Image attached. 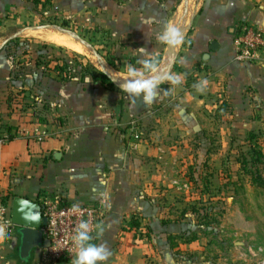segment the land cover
Returning a JSON list of instances; mask_svg holds the SVG:
<instances>
[{"label": "crops", "instance_id": "obj_1", "mask_svg": "<svg viewBox=\"0 0 264 264\" xmlns=\"http://www.w3.org/2000/svg\"><path fill=\"white\" fill-rule=\"evenodd\" d=\"M50 1V9L38 11L29 0H0V197L11 193L7 206L14 195L41 202L54 192L76 203H101L102 218L91 243L107 247L110 254L104 264H185L180 252L196 242L171 248L168 236L190 229L186 222L190 213L181 217L180 202L165 206L164 201L176 188L175 178L190 183L198 159L196 154L181 156L179 148L191 145L190 136L198 130L197 116L207 107L208 123L202 127L220 130V137L211 132L206 140L221 149L229 143L228 135L244 134L264 123V68L236 60L233 44L240 22L264 31V0ZM53 14L77 27L102 31L109 41L108 53L124 61L121 67L128 57L141 65L139 48H144L143 59L156 61L161 76L181 73L183 83L175 87L162 83L151 105L138 101L133 106L120 87L105 88L90 76L60 82L28 59L13 77L14 61L1 49L9 38H36L42 32L44 40L79 50V42L38 25L42 16ZM146 20L151 23L145 24ZM165 24H175L182 32L184 43L179 48L156 40ZM98 63V70L121 83L125 70ZM201 79L209 83L198 92L194 85ZM165 89L170 90L167 95ZM20 90H26L19 95L23 106H9L8 100ZM223 102L226 109L218 110ZM166 109L172 117L166 118ZM134 121L144 131L137 141L131 134L138 130ZM6 124L14 128L11 139L4 133ZM171 133L175 137L169 142ZM168 145H173V151L167 150ZM222 160L221 169L214 172L212 153L205 152L199 159L210 181L226 177ZM132 219L139 222L136 230L129 229ZM19 243L15 227L0 240V264H49L45 247H35L27 260L21 259ZM226 246L216 251L220 264H229L231 255L237 260L244 257ZM55 264H72V260Z\"/></svg>", "mask_w": 264, "mask_h": 264}, {"label": "rangeland", "instance_id": "obj_2", "mask_svg": "<svg viewBox=\"0 0 264 264\" xmlns=\"http://www.w3.org/2000/svg\"><path fill=\"white\" fill-rule=\"evenodd\" d=\"M29 1L33 2L34 0ZM38 1L36 0L34 3L38 11H43L46 7H49V9L52 7L51 1L48 4H45L46 0ZM53 10L55 11V9ZM38 25L43 26L41 27L42 29L50 28L57 30L58 33L68 37L71 41L79 42L77 44L79 50L44 40L41 35L42 32L41 34L38 32V35L41 37H19V43H22L23 48L27 50V54H21V48L13 51V54L22 59V61H27V59L34 61L38 53H42V55H49V57L61 58L66 61H81L82 58H86L89 62L91 61V63L95 64V66L91 64L93 67L99 69L100 65L98 62L104 61L103 56L109 54L107 50L109 41L104 33L96 27L90 29L77 27L70 19L60 18L56 14L42 16L38 21ZM66 42L68 43V41ZM42 44H46L47 46H42ZM75 54H78L79 57H76ZM125 66H122L121 69L125 70ZM157 108V105L153 106L154 110ZM170 111L168 109L164 111L166 118L172 117ZM207 113L208 107L206 112L203 111L201 115L197 116L198 130L196 134L190 136L191 145L188 144L185 149L179 148V152L181 156H185L186 154L197 155L198 162L195 167L201 173L197 171V174L193 177L200 185H202V182L199 181V178L205 174V163L199 162V159L204 157L205 152H210L214 156L213 167H211L214 172L221 169V159L225 160L222 162V167H226L227 175L226 177L223 176L222 179L218 177L211 181L213 192L211 195L209 193L206 194L202 198L204 200H200L202 194L193 187L192 183L196 181L188 183L187 179L183 177L174 179L176 188L167 193V200L164 201L165 206H169L171 202L178 201L181 203L182 209L183 207L189 209L188 205H195L197 210L199 209L204 212V208L208 207L206 210L212 212V214L215 212L217 220V223H212L210 226L213 232H204L200 231L201 227L196 224L194 214H190V217L187 219L188 221H186L190 224L189 233L195 232L199 236V239L193 245V248L186 247L184 251L180 252V255L183 260L188 261H185V264H210L214 261L216 264H220V261L216 260L219 256V253H216V251H220L221 247L225 248L224 246L227 245V249L233 251V253L241 251L244 254V257L239 258V260L231 258V255L229 264H238L240 260L242 264H259V260L264 258V188L250 185L248 176L239 167V160L243 155L249 153L250 145L252 144L264 152V123L256 130H248L244 134L228 135L229 143L221 149L220 145L208 144L206 140V138H210L211 132L215 133V137H220V130H214L215 128L211 130L207 128L205 130L206 128L202 127V124L207 125L208 123ZM132 123L138 127L137 133L140 137H143L144 131L141 129L138 121ZM130 126H133V124L128 125V127ZM206 131H208V134ZM251 131L257 133L258 138L257 140H251L249 143L246 138ZM174 135L172 133L169 134V142L173 141ZM176 136L179 137L178 134ZM166 148L167 150L170 148L173 151L174 147L173 145H168ZM261 175L264 177V169H262ZM167 180L173 179L168 177ZM185 183H187V187ZM221 187H223L222 190ZM209 197L211 200L208 203L205 200ZM236 214L242 217L246 228L240 230L233 226L234 220L231 218H234ZM141 233L142 231H139L137 235ZM235 242L238 243V247ZM258 249H261L259 253L257 252Z\"/></svg>", "mask_w": 264, "mask_h": 264}, {"label": "trees", "instance_id": "obj_3", "mask_svg": "<svg viewBox=\"0 0 264 264\" xmlns=\"http://www.w3.org/2000/svg\"><path fill=\"white\" fill-rule=\"evenodd\" d=\"M33 1V0H32ZM38 1V0H37ZM36 0L33 1L35 3ZM39 2V1H38ZM50 0H46L45 4H48ZM19 37H13L9 38L4 45L1 47V49L5 50L8 57L14 61V68H12L11 73L13 74V77H17L18 75V68L24 69L25 61H22V59L18 58L13 54L15 50L22 49L21 54H27V50L23 48L22 43H19ZM42 46H47L46 44H42ZM61 48V47H58ZM76 57H79L78 54H75ZM104 57V61L107 65H109L114 70H120L121 65L124 62L120 56L116 55H110L107 54ZM152 60V59H151ZM125 62L128 64H132L136 67H140L141 65L138 64V61L136 58L128 57L125 59ZM156 63V61H154ZM34 65L36 68L40 69L42 73L48 77H52L60 82H67L70 81L73 78H77L79 80H83L86 76H90L93 83L100 84L101 86L108 88V89H115L116 86L111 81L109 76L96 68H94L91 63L86 59L82 58L81 61H66L65 59L61 58H53L49 57V55L45 56L42 55V53H38L37 57L34 60ZM195 70L200 72V69H198V66L196 65ZM187 86H190V82L187 84ZM26 90H20L18 91V95L14 97L13 99H9L8 103L9 106L13 107L16 105V107L23 106V96L20 97L19 95L25 92ZM30 98L29 96H26ZM221 108L226 109V103H222L218 110ZM13 109V108H12ZM38 120H41L40 118ZM13 126L6 124L5 125V131L4 133L8 134V139H11L13 137V134L11 131L13 130ZM6 137V138H7ZM258 135L254 131H251L248 133V136L246 140L250 143L251 140H257ZM239 167L241 170L248 176V181L250 185L258 188H264V177L261 175L262 169H264V152L261 151L260 148L255 147L254 144L250 145V150L248 154H245L241 157L239 160ZM191 179V180H190ZM200 182H202V185L197 183V180H194L191 176L189 177V181L191 183L193 181V187L202 194L200 196V200L202 199L206 194H212V188L213 184L208 178L207 174H204L199 178ZM227 184V183H225ZM198 188V189H197ZM11 193H7L5 196H1V202L4 205H7L8 197ZM210 197L206 199L205 201H208L209 203ZM189 209H186L183 207L182 212L180 214L181 217L184 216L186 212H189L190 214H194V220H196V224L201 227L200 231L204 232H213L211 224L217 223L216 220V214L215 212L212 214V212H209L206 210L208 207L204 208V212L200 211L199 209L195 207V205H188ZM192 214V215H193ZM234 220L233 226L237 229H244L246 228L243 222V219L240 215L236 214L234 215V218H231ZM139 226V222L136 219H132L129 222V229L136 230ZM189 229H186L185 231H182L177 234H170L168 236V242L170 244L171 248L178 247V244H190L192 242H196L199 239V236L195 232L189 233ZM205 234V233H204Z\"/></svg>", "mask_w": 264, "mask_h": 264}, {"label": "built area", "instance_id": "obj_4", "mask_svg": "<svg viewBox=\"0 0 264 264\" xmlns=\"http://www.w3.org/2000/svg\"><path fill=\"white\" fill-rule=\"evenodd\" d=\"M233 44L236 60L260 64L264 68V31L259 26L238 23ZM131 134L133 140L140 139V135L134 129ZM40 203L43 205V216L46 217V223L40 227L43 238L48 240V246L45 247L46 260L49 264L72 260L74 255L72 237L75 228L84 220L90 226V234L96 233L102 218V204L72 202L60 192L45 196ZM15 227L10 219L9 207L0 199V229H3L5 236H9ZM260 251L261 249L257 250L258 253ZM259 264H264V258L259 260Z\"/></svg>", "mask_w": 264, "mask_h": 264}, {"label": "clouds", "instance_id": "obj_5", "mask_svg": "<svg viewBox=\"0 0 264 264\" xmlns=\"http://www.w3.org/2000/svg\"><path fill=\"white\" fill-rule=\"evenodd\" d=\"M145 24L151 23L150 20L144 21ZM156 40L171 48H179L184 43V37L179 28L175 24H165L155 36ZM141 54V66L136 67L132 64L125 66V71L119 78L120 91L126 94L133 106L139 101L143 105H151L156 99L157 95L162 91L160 85L162 83H169L175 87L181 85L184 76L181 73L168 74L161 76L158 65L151 59H143L145 52L144 48H139ZM209 81L201 79L194 85L198 92H203ZM169 89L163 90V94L167 95ZM105 201L108 199L107 195L102 197ZM89 224L81 220L74 230L72 243L74 247V255L72 264H104L109 256L107 247L103 244L91 243L93 237L90 234ZM3 229H0V240L5 239Z\"/></svg>", "mask_w": 264, "mask_h": 264}, {"label": "water", "instance_id": "obj_6", "mask_svg": "<svg viewBox=\"0 0 264 264\" xmlns=\"http://www.w3.org/2000/svg\"><path fill=\"white\" fill-rule=\"evenodd\" d=\"M214 43L213 41L211 44ZM108 76L119 88L120 82ZM56 154L58 153H54V156ZM8 207L11 222L16 226V232L19 234V256L26 260L31 249L48 246V240L43 238L40 230V227L46 223V217L43 216V205L37 200L14 195Z\"/></svg>", "mask_w": 264, "mask_h": 264}, {"label": "bare ground", "instance_id": "obj_7", "mask_svg": "<svg viewBox=\"0 0 264 264\" xmlns=\"http://www.w3.org/2000/svg\"><path fill=\"white\" fill-rule=\"evenodd\" d=\"M58 41H59V40H58ZM59 43H60V42H59ZM63 43H65V44H70V42L67 43L66 41H64ZM66 46H67V45H66ZM75 48H76V47H75Z\"/></svg>", "mask_w": 264, "mask_h": 264}]
</instances>
